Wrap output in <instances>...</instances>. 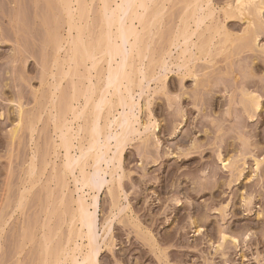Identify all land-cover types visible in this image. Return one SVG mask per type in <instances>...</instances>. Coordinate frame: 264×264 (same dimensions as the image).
<instances>
[{"label": "rangeland", "instance_id": "rangeland-1", "mask_svg": "<svg viewBox=\"0 0 264 264\" xmlns=\"http://www.w3.org/2000/svg\"><path fill=\"white\" fill-rule=\"evenodd\" d=\"M60 4L0 0V264H49L43 252L46 239L53 253L68 249L69 239L77 241L69 248L81 245L76 235L80 224L74 223L75 228L70 217L79 198L90 204L95 218L94 264H264V10L257 14L254 5L250 14L243 13L249 0H211L213 15L193 37L210 54L192 48L200 56L191 58L196 61L187 72L178 68L180 49L170 48V42L182 15L191 10L186 11V0L164 3L150 49L154 59L145 61L148 78L142 83L138 76L142 87L137 78L134 86L129 123L137 120L142 135L136 133L124 147L117 181L97 192L75 184L78 171L75 179L70 172L65 176L64 152L57 148L54 108L69 100L75 82L81 87L87 70L77 68L78 75L66 77L55 100L61 71L54 63L55 40L69 35ZM90 8L91 36L98 31L100 0ZM215 26L220 35L210 32ZM162 58L168 71L159 69ZM248 94L260 97L257 111L252 112ZM116 107L109 112L119 118L123 110ZM20 110L23 121L15 133ZM90 166L86 171L93 178L99 167ZM101 167L110 181L114 166ZM88 243L85 239L83 245Z\"/></svg>", "mask_w": 264, "mask_h": 264}, {"label": "bare ground", "instance_id": "bare-ground-1", "mask_svg": "<svg viewBox=\"0 0 264 264\" xmlns=\"http://www.w3.org/2000/svg\"><path fill=\"white\" fill-rule=\"evenodd\" d=\"M93 2L94 0H61L62 5H60L63 7L62 9H64L63 13H65V16L67 15L66 21L68 22L69 35H67L68 39L63 38L64 41L62 39L60 40V37L55 40V44L57 45L55 46L57 48V56L55 55L56 58L54 60V63H56L55 67L60 68L61 66V71L59 70L60 72L58 75L59 80L56 83L57 85H55V91L52 95L55 97V100H57L58 92L62 88V81L66 77L71 76L73 78V76L77 74V68L79 71V68H83L84 66L85 67L83 69H87L88 72L86 70V75L84 76V73L82 71L81 75V78L84 76L82 80L84 79L87 84H84L85 81L81 80V87H79L80 85L77 86V82H75L76 84H74V87L72 86L73 93L70 94L71 96L67 95V99L69 100H66V98H64L62 102L56 104L54 108V111L56 109V113L53 114L55 115V126L53 127H55L60 139L57 148L64 152L62 169L65 176H67V172H70L75 179L76 176L74 177L73 172L78 171L79 176H77L79 178L76 177V179L74 180L75 184H81L82 188H87L89 191L100 192V189H102V187H104L105 185H108L109 182L112 184L114 181H117L115 180V175L118 173V169L120 168L122 162V153L124 147L128 144V142H130V140L134 139H131V137L133 135L135 137L136 133L142 135V132H139L136 129L135 125L137 120L129 123L130 117L134 115L135 110V102L133 97L134 89L136 88H134V86L138 83L137 85H139V87L141 88L142 86L140 85L143 83L142 79L148 78L146 73L148 66L146 68L145 61L150 56V49L151 45L153 44V37L155 35L154 31H156L155 29L159 26V24L162 23L161 19H163L164 17V3L169 2V0H119V2L118 0H100V22L97 29L98 31L97 34L91 35L93 36L91 37L87 32L89 31L90 33V27H88L90 24L89 13H91L90 5H92ZM211 5V0H186L185 8L186 11L188 10V13L190 12L189 10H191V12L189 13L190 15L185 14L186 17L182 15L183 18L181 17L182 20H180V28L178 26L179 30L177 29V34L175 37H173L175 40L172 39L173 41L171 40L170 42V45H172L170 48L175 46L176 49H180V53L178 54V56L180 55V57L179 59H177L181 61V64L179 63V61L177 63L180 70L181 68H183L184 70L187 69V72L188 70L190 71V62H192L193 60L196 61V59H198V56H200L197 55L196 58V55H193L192 48H196V50L200 52V54L202 52V54L205 56L210 54H204L205 51L209 52L206 50L207 48H205L207 46H205V44L203 45L202 43H199L201 45L197 44V41H193V37L197 36V34L199 33L198 31L201 29L203 24L205 25L206 20L212 17L213 8L211 9V7H213V5ZM254 5L256 7L254 9L255 12L257 14H262V10H264V0H249L248 6L243 9L241 8V10L243 11V13H245L244 11H247L250 14L249 9L251 7L253 8ZM252 16H254V14ZM247 21H249L250 24L253 23L250 19H248ZM191 22H193V26L195 27V29H192ZM216 28L217 27L215 26V29ZM215 29L210 30V32L214 31L216 34L220 35L219 33L222 30L218 31V28L217 30ZM215 35L213 34L212 41ZM210 41L211 40H209V42ZM212 41L211 44H213ZM225 42L228 41L226 40ZM65 45H67L68 47L66 48ZM201 46H203L204 48H202ZM215 47L216 45L213 48ZM64 48H66L65 56L67 55V57H64L63 61L61 62L60 52ZM168 53L172 52L170 51ZM150 57H153L154 59V56ZM193 57L196 59L191 60V58ZM162 61H164V58H162ZM162 61L160 60L158 62L159 64L156 62V65L158 64L159 66H161L159 67V69L161 68L164 71H168L166 60L164 62ZM102 63H105L107 65L105 70L100 69V65ZM91 71H95L97 74L93 75ZM98 72L100 73L98 74ZM138 76H142V78L140 79L142 80V83H140V81L138 82ZM95 78H97L96 83L93 82V79ZM164 79L165 77L162 76V78H158V81L160 83H163ZM135 80L137 81V83L135 82ZM256 95L257 94H248L249 100L248 98L246 99L247 101H250L249 105H251L250 107L252 108V112H254L253 110L257 111L261 106L260 97ZM76 104H78L80 107L76 106ZM115 106H118V108L121 107L123 110L122 113L119 112V118H116V116L114 115V112L117 109V107L115 108ZM251 108L249 109L251 110ZM105 110H107L108 112L109 110H112L114 112L112 113L111 111L104 117L103 112ZM69 117H72V120H69ZM22 118V110H20V122L15 130H13V132H19L18 130L20 129L21 123L23 121ZM103 120L105 122L101 123L103 122ZM74 125L76 127H74ZM147 129L149 130V127L145 126L144 131H148ZM117 130H119L120 132L118 133ZM112 142H114L113 145ZM112 147H114V151ZM111 152H113V156H111ZM93 163L97 165L99 169L98 172L93 175V178L90 177V175L89 178L88 172L86 170L90 166V164L91 166H93ZM116 163L119 165L118 167H115ZM101 164H106L107 168H109L110 165L114 166L112 169H110L109 175L111 180L108 182L100 173L102 169ZM256 165L258 169L260 162L257 161ZM33 171H35V169L32 170V172ZM119 177L116 178L118 179V182L122 179L120 175ZM94 178H97L99 181L100 179L102 180L101 182H95L97 180ZM94 183H99L100 186L94 188V186H96V184L94 185ZM110 192L111 191H109V193ZM62 197H64V195ZM76 205L77 207L75 211L71 213V215H68H70L71 223L75 225V228L76 224L74 223L80 224V230L79 232L77 231L78 234L76 233V235L78 236L77 239H80L82 243L81 245H77V243L74 244L77 241L74 242V239H72V241L71 239H69V237L72 238L73 235L75 237L77 236L73 231L71 232L68 230L69 232H71L70 234L72 236L68 237L69 240L67 239L68 249L66 246H62L63 248L61 247L58 251L53 253L51 252L52 248L50 247L51 239H46V242H44L46 244H44L43 252L45 254L44 257L46 256L47 262H50L49 264H94V256L91 253L92 247L94 246L92 234L93 231L91 230V228L93 227L92 224H95V222H93L95 221V218L92 217L93 214H91L89 210L90 204H88L85 199L79 198L76 201ZM92 205L94 208H96V203H93ZM20 207L21 206L18 207L19 210H21ZM117 207L118 206H116V208ZM83 228H87V234L83 232ZM85 239H88L89 242L86 246L83 245ZM226 240L227 236H224L222 244ZM70 242H74V248H69V244H71ZM52 251L54 250L52 249ZM50 259H53L52 263ZM45 261L42 262H44L45 264Z\"/></svg>", "mask_w": 264, "mask_h": 264}]
</instances>
